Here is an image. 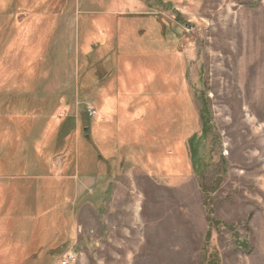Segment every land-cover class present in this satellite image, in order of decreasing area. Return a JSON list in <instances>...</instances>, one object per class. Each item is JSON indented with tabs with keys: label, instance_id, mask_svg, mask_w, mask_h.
Masks as SVG:
<instances>
[{
	"label": "rangeland",
	"instance_id": "1",
	"mask_svg": "<svg viewBox=\"0 0 264 264\" xmlns=\"http://www.w3.org/2000/svg\"><path fill=\"white\" fill-rule=\"evenodd\" d=\"M263 129L264 0H0V264H264Z\"/></svg>",
	"mask_w": 264,
	"mask_h": 264
},
{
	"label": "trees",
	"instance_id": "2",
	"mask_svg": "<svg viewBox=\"0 0 264 264\" xmlns=\"http://www.w3.org/2000/svg\"><path fill=\"white\" fill-rule=\"evenodd\" d=\"M132 18V20H129V21H134L135 23H138L137 21H136V19H139V18H142L141 16H135V17H131ZM136 18V19H135ZM180 21V20H179ZM123 24H127V23H124L123 22ZM128 26L129 27H132V26H134V25H131V24H128ZM127 29V28H126ZM125 29H120L119 28V26H118V28H117V33H115V35H116V45L118 46V48H119V50H118V55L119 56H121V52H120V49H121V47H122V45H121V42H120V40H122V37H123V39L127 36V35H129V36H131V37H133V43H134V46L133 45H131L130 46V51H128V52H130L131 53V55H133V58H137L138 56L140 57V60H141V62H142V64H135L133 61H132V63H133V67H131V70H129L128 71V73H127V71H126V68L122 65L123 64V62H121L120 61V57H119V63H118V67H119V74H120V76H122V80L125 82V79H130V77H132V76H134L135 74L137 75V76H140L139 75V67H141L142 68V71L144 70V71H146V72H149L150 71V75H153V70L151 71V68H150V66H148V58L146 57V60H145V58H144V56H141V54L139 55V53H143V51H145L143 48V50L142 49H139L138 48V46H137V43H136V40L138 39V36H137V34H136V32H134V30H135V28H133L132 27V29H128L130 32L129 33H127L126 31H124ZM148 51H151V50H148ZM141 57H143L144 59L142 60L141 59ZM135 62H137L136 60H135ZM127 64H129L128 62H127ZM130 65V64H129ZM150 75L148 74L147 76L148 77H150ZM131 80V79H130ZM126 83V82H125ZM140 84H141V82H139ZM128 86V85H127ZM127 90H129V91H131L132 93L134 92H136V91H138V89L139 90H141L140 88H138V84H136L135 86H132V87H130L129 88V86H128V88H126ZM146 89V88H145ZM131 93V94H132ZM138 92H136L135 94H137ZM135 96V95H134ZM143 110L145 111V112H150L151 110H149V108L148 107H144L143 108ZM127 114V113H126ZM121 116H123V114H121ZM124 116H126V115H124ZM128 116V115H127ZM196 135H194V136H192L190 139H189V144H190V146L192 147V158H193V152H195V145H194V141H195V137ZM122 151V150H121ZM24 219H27L26 217L24 218ZM217 224V223H216Z\"/></svg>",
	"mask_w": 264,
	"mask_h": 264
},
{
	"label": "bare ground",
	"instance_id": "3",
	"mask_svg": "<svg viewBox=\"0 0 264 264\" xmlns=\"http://www.w3.org/2000/svg\"><path fill=\"white\" fill-rule=\"evenodd\" d=\"M245 43L247 44L248 41L245 40ZM236 47H239L238 44H236ZM252 59H254L253 56H249L248 52L245 53V50H244L243 53L238 56V62H237L238 65H237V68L235 69V72L233 74L237 75L239 77V79H241L244 76V71H245L246 67H251L252 66V68H253V65L250 64V61ZM220 72H223V73L224 72H228V73H230V71L225 70V69H221ZM263 133H264V129H263ZM263 138H264V136H263ZM258 146H260L262 148V146H264V142H261ZM253 148H254V146H253Z\"/></svg>",
	"mask_w": 264,
	"mask_h": 264
},
{
	"label": "built area",
	"instance_id": "4",
	"mask_svg": "<svg viewBox=\"0 0 264 264\" xmlns=\"http://www.w3.org/2000/svg\"><path fill=\"white\" fill-rule=\"evenodd\" d=\"M87 110L91 117H94L97 114V111L94 108L88 107ZM74 262H76V259L73 258L72 254H69L68 256L65 257L62 264H70Z\"/></svg>",
	"mask_w": 264,
	"mask_h": 264
},
{
	"label": "crops",
	"instance_id": "5",
	"mask_svg": "<svg viewBox=\"0 0 264 264\" xmlns=\"http://www.w3.org/2000/svg\"><path fill=\"white\" fill-rule=\"evenodd\" d=\"M113 36H116L115 34H113ZM17 140V139H16Z\"/></svg>",
	"mask_w": 264,
	"mask_h": 264
}]
</instances>
